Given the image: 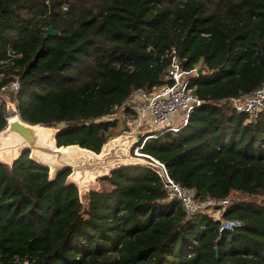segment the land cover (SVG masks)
<instances>
[{
  "label": "trees",
  "instance_id": "1",
  "mask_svg": "<svg viewBox=\"0 0 264 264\" xmlns=\"http://www.w3.org/2000/svg\"><path fill=\"white\" fill-rule=\"evenodd\" d=\"M172 49L199 70L188 87L200 103L136 145L197 201L244 198L219 219L185 217L141 164L114 166L81 198L69 167L50 177L24 150L0 161V264H264V109L223 101L264 85V0H0V88L16 79L19 118L59 125L57 148L99 153L117 127L102 118L166 84ZM6 119L0 103V131Z\"/></svg>",
  "mask_w": 264,
  "mask_h": 264
},
{
  "label": "built area",
  "instance_id": "2",
  "mask_svg": "<svg viewBox=\"0 0 264 264\" xmlns=\"http://www.w3.org/2000/svg\"><path fill=\"white\" fill-rule=\"evenodd\" d=\"M63 8L65 9L66 7L63 6ZM169 57V64L165 68L162 77L166 84L150 92L142 89L134 90L121 105L128 106L134 112L130 119V122L133 123L132 126L140 128V126H145L148 123L146 134L150 132L176 131L185 124L189 112L200 103V100L196 98L188 87L189 75L197 73L195 68L184 70L181 65L182 60L174 53L173 49L170 51ZM17 87L16 79L11 80L0 88V94L6 91L15 92ZM223 101L234 111L246 114L248 117H254L259 111L264 109V85L254 88L249 93L229 97ZM173 114L180 118V123L175 126L171 125V116ZM124 118L127 119L125 116ZM152 136L154 135H147L146 137ZM140 149L141 144L133 146L132 163L144 165L157 175L165 195L164 200L179 202L185 217L195 214H206L214 219H219L223 208L230 203L229 196L223 199L206 198L201 201L195 200L192 189L174 181L161 161L141 153ZM213 207L216 208L214 210L218 214L217 217L212 216L211 210H213ZM221 223L224 225L231 224L223 221Z\"/></svg>",
  "mask_w": 264,
  "mask_h": 264
},
{
  "label": "rangeland",
  "instance_id": "3",
  "mask_svg": "<svg viewBox=\"0 0 264 264\" xmlns=\"http://www.w3.org/2000/svg\"><path fill=\"white\" fill-rule=\"evenodd\" d=\"M156 89L157 88H154L153 90ZM0 103H4L5 105V118L6 115L12 116L15 112L17 113L15 104L11 101L7 92L0 94ZM125 108L129 107L126 105L118 107L113 111L112 114L106 115L104 118H102L116 119L117 127L115 128L116 135L107 139L99 153H90L73 146L68 147L67 150L61 153L57 152L55 156L53 152L39 153L35 157V160L42 162L47 166L48 175L50 177L53 176L57 169L64 166L69 167L70 173L66 177V180L68 182H73L76 185L81 198L84 196L87 190L105 187V184L100 180V178L104 175H107L109 170L114 166L119 164H133V159L131 158L133 146L136 145L138 139L142 138V136L146 134H143V126H140V128L132 126L133 123L130 122L131 115L125 114ZM124 116L127 119H125ZM171 119L172 123L174 124L180 122V118L175 114L171 116ZM123 120L127 126L125 131H123V126L121 124ZM58 126L59 125L50 127V133L46 134V138L52 136ZM3 141H5V143L4 146H0V161L5 164H9L11 160H13L18 155L21 148L19 146H11L10 148L7 147L8 140L6 138L4 139L3 137H0V143ZM229 197L230 200L244 198L242 195L234 192ZM254 200L264 204V198L260 195L255 196ZM212 209V216L214 215V217H217L218 214L214 210L216 208L213 207Z\"/></svg>",
  "mask_w": 264,
  "mask_h": 264
},
{
  "label": "water",
  "instance_id": "4",
  "mask_svg": "<svg viewBox=\"0 0 264 264\" xmlns=\"http://www.w3.org/2000/svg\"><path fill=\"white\" fill-rule=\"evenodd\" d=\"M43 32H44V37L48 35L57 34V32L55 30H52L50 27L44 28ZM197 73H199V70H197ZM121 124L123 126V131H125L127 129L125 121L123 120ZM30 126H31L30 124L21 123L16 120L10 122L6 121V126L4 128L5 131L2 133L4 134L3 138H8V137L16 138L17 141L23 145L19 153L24 150H28L29 154L33 151H36V153L53 152L49 148H46L45 146L39 143L34 130ZM53 154L55 156L57 152L54 151Z\"/></svg>",
  "mask_w": 264,
  "mask_h": 264
},
{
  "label": "bare ground",
  "instance_id": "5",
  "mask_svg": "<svg viewBox=\"0 0 264 264\" xmlns=\"http://www.w3.org/2000/svg\"><path fill=\"white\" fill-rule=\"evenodd\" d=\"M6 118H7L6 119L7 122L16 120V121H19L21 123H24V122L21 121V119L19 118V116H18V114L16 112L12 116L7 115ZM30 127L34 130V132L36 134V137H37L39 143L41 145L45 146L46 148H49L53 152L55 151V152L61 153V152L65 151V150H67L68 147H73V146H65V147H58V148L55 147L54 146L53 135L50 136L49 138H46V134L50 133V127H45V126H42V125H39V124H34V125H31ZM4 131L5 130L0 131V137H3L4 134H2V133ZM6 139L8 140V143L9 144L7 143V145H8L7 147H9V148L11 146H13V147L19 146L20 148L23 147V145L20 142H18L16 138L8 137ZM4 143H5V141L1 142L0 143L1 145L0 146L1 147L4 146ZM79 149H81V148H79ZM82 150H84V149H82ZM85 151H87V150H85ZM88 152L92 153L91 151H88ZM38 154L39 153H36V151H33L32 154L30 153V156L35 159V157Z\"/></svg>",
  "mask_w": 264,
  "mask_h": 264
},
{
  "label": "crops",
  "instance_id": "6",
  "mask_svg": "<svg viewBox=\"0 0 264 264\" xmlns=\"http://www.w3.org/2000/svg\"><path fill=\"white\" fill-rule=\"evenodd\" d=\"M180 123V122H179ZM179 123H176V124H174V123H172V119H171V125H173V126H175V125H178ZM148 126V123H146V125L145 126H143V128H144V132H143V134H145L146 132V127Z\"/></svg>",
  "mask_w": 264,
  "mask_h": 264
}]
</instances>
